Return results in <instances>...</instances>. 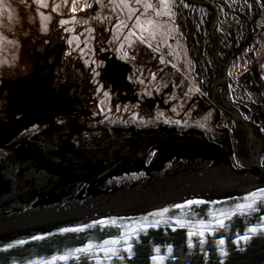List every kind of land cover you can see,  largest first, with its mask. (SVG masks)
Returning <instances> with one entry per match:
<instances>
[{"label":"flooded vegetation","instance_id":"1","mask_svg":"<svg viewBox=\"0 0 264 264\" xmlns=\"http://www.w3.org/2000/svg\"><path fill=\"white\" fill-rule=\"evenodd\" d=\"M263 1L195 0L197 3L190 7V5L187 6L188 4H183L181 0H176L178 12L175 20L178 34L176 42H179V50L183 56L185 52L189 57L191 56L192 65L188 67L174 65L166 68L162 63L165 60L161 61L156 57V52L151 50L152 48L146 42H142V45L137 44L141 48L130 51L132 59H127L118 52H104L99 49L95 57L96 62L80 60L81 67L75 70L74 76L71 77L64 72L66 66H71L69 65L68 48H66L68 46H62L61 40L57 37L54 40L47 38V41L40 44L43 49L42 55L46 56L42 58L44 61L47 60L44 62V74L54 77L56 89H59L62 81L69 87L72 86L67 96L73 99L79 97L80 100L70 114L55 116L51 122L37 123L24 131L21 134L23 139H35L37 142L25 144L24 149L27 154L21 153L18 160L32 159L35 161L32 155L35 156L36 151L43 148L50 151L52 155L56 154L60 159L68 161L73 157L70 154H74V151L92 149L94 146L101 145L105 137L113 130L114 132L120 130L124 135H128L127 132H129L133 137L136 131L140 135L155 132L160 134L159 137H163L162 132L167 128H172L173 131L166 132L185 134V128L198 127L200 129L198 131H202L204 142L207 144L214 142L221 146L215 140V138L221 139L217 134V132H222L221 129H217L216 134L210 130L211 126H215L210 124L213 114L208 111L211 109L209 104H212L210 93H199L201 89L207 90L210 84L212 86L214 83L226 82L229 79L230 75L224 79L225 68L222 65L224 62L222 59L223 57L231 58L228 70L232 74L235 60L240 55L239 53L236 56L235 53L240 47L241 53L245 50H243L245 47L243 43L247 38L251 37L253 41L256 38L254 34L256 30L251 25L254 24L256 28L264 30V9L259 6ZM245 5L251 8V15L258 16L256 21L249 20V12ZM212 24H215L214 36L208 37L207 40H199L197 34L201 32L204 36L205 31L211 32ZM157 50L164 52L163 48H157ZM233 54L235 57H230ZM241 56L243 60L244 55ZM32 64L34 66V60ZM184 71L190 74V81L183 78ZM234 76L239 78L238 75ZM202 77L204 79H201ZM216 77L222 80L218 82L219 79L216 80ZM85 78L92 79V81L98 79V82L92 83ZM205 81H210V84L207 85ZM181 82H184L186 86L191 85L192 88H184ZM193 88L196 89L195 92ZM5 94H9V91H5ZM191 94L192 99H190ZM185 101L187 106H181L185 105ZM173 105L183 108V113L176 115L164 113L171 108L169 106ZM195 110L198 111L193 114ZM199 114L204 115L200 120V125L197 121ZM3 116L6 114L0 111V117ZM218 118L220 120L219 115ZM69 138H72L74 142L69 141ZM20 142L8 145L5 150L9 151L19 147L17 151L21 152ZM148 149L146 156L144 155L145 158L139 164L131 163L128 168H125L128 174H124L125 171L123 175L115 173L105 180L106 183L78 180L74 184L78 186L77 196L83 199H87L88 195L91 198H97L105 191H110L108 188L112 186L124 185L131 188L139 185L138 183L153 182V179H158L170 172L171 168L175 169L190 162L187 157L181 159L182 157L175 153L163 161L159 160V157H156L159 149L157 144ZM5 150L3 149L0 154H3ZM224 150L223 147L220 153ZM39 158L40 161H44L42 157ZM193 160L196 161L195 163L203 164L213 162L207 156L201 159L193 158ZM46 163H48V170L53 171L54 164L48 161ZM70 196L68 193L64 197Z\"/></svg>","mask_w":264,"mask_h":264},{"label":"bare ground","instance_id":"2","mask_svg":"<svg viewBox=\"0 0 264 264\" xmlns=\"http://www.w3.org/2000/svg\"><path fill=\"white\" fill-rule=\"evenodd\" d=\"M181 2L183 4H188L187 6L190 5V7L197 3L195 0H182ZM259 6L264 9V1L260 2ZM245 7H247L246 9L249 12V20L256 21L258 16H255L254 14L251 15V8L247 5H245ZM214 25H211V32H204V36L199 32L197 34L199 40H207L208 37H213V33L216 32L214 30ZM251 26H253L256 31H260V29L256 28L254 24ZM45 36H48L50 40L56 38V36L51 34H45ZM243 45L245 46L243 47V50L245 49V51L246 49L253 51L256 48L251 37L247 38ZM240 48L235 53L236 56H238L239 53L241 54ZM35 50L34 47L31 49V60H34L35 65L30 68L33 69L36 67L37 59H40L43 62L47 61H44L43 58L39 56L41 55L38 54L39 51L35 52ZM235 54L230 57H235ZM243 55L245 56V53H243ZM42 56L46 58V56ZM226 58L223 57L222 59V61H224L222 65L225 68V75L223 76L224 79L229 75L232 78L229 77L226 82L221 81V83H214L212 86H210V81H205L207 85L210 84L208 85L209 87L206 88L208 93L212 94L215 99H220L219 103L225 108L227 107V110L225 111L230 113V116L233 118V126L231 129L233 135L231 136L230 132L223 130L220 135L221 139L215 138L217 143H220L222 147L214 142L208 144L204 142L205 140H203L202 131H198L200 130L198 127L185 128V134H172L171 132L161 131L163 137H159L160 134L155 132H146L143 133L144 135H140L137 131L133 137L130 136L127 131L128 135H124L120 130H115V132L113 130L110 135L105 137L101 145L94 146L92 149H80V151H74V154H70V156L73 157L68 159V161L60 159L56 154L52 155L50 151L39 148L36 151V155H32V157L37 162L40 161L39 157H42L44 164L47 165L48 163L46 162L48 161L51 164H54V169H52L53 171L50 170L46 172V174H40V172L38 174V171L32 166V159H22L20 162L18 159L21 153L27 154V151L24 149L26 146L25 144H35L37 142L35 139H23L21 134L27 129H30L33 125L40 123L36 122L29 127L24 128L11 140L6 141L7 143L0 147V152L3 149L5 150L8 145L19 141H21V152L17 151L16 148H13L11 150L14 153L11 150H5L0 156V211L7 209V207H12L13 204L17 202H21L20 205L17 204L22 206L20 207L19 212L16 211L15 213H10L15 216L19 215L15 223L20 226L19 229L7 230L8 227H6L5 214H0V240L10 239L11 237L21 235L17 233H22L23 235L36 234L40 230L37 229V224H39V226L40 224L48 225L51 223L52 219L57 221L76 217H88L85 220L92 218L91 221L94 222L95 220L93 219L96 216L98 217V215L104 214H107L106 217L108 218V215L110 216L113 213L116 215L119 211L117 209H131L127 206V200L132 201L134 207L138 206L137 204L139 203L135 205V202L137 201H150V204L156 203L157 207L158 205L166 207L175 204V197H177V195L184 197L182 199L193 201V199L195 200L199 197L210 199L214 197L225 198L230 195L263 187L264 84L258 82L255 70L250 69L254 72V81L247 76H239V78H236L234 74H230L228 70L229 63H227L229 58ZM76 60H78L77 64L81 65L79 58ZM29 70L30 69L28 68V70L21 72L22 74L19 75H17V73H10L8 77H2V81L6 78L28 75L33 71ZM223 76L221 75L222 78ZM50 78L52 79V77ZM201 79L204 78L202 77ZM218 79L219 77H216V80ZM220 80L222 79H219L218 82H220ZM223 83L225 84L223 85ZM37 84L40 85V83ZM215 86L216 94L213 93ZM53 88V95H66L68 100H73V102H70L71 106L67 104L69 101L66 102L65 109L67 108L66 111L70 114L80 100L79 97H74L73 99L67 96L68 90L69 88H72V86L63 87L61 85L60 89H56L54 85ZM63 92L65 94H63ZM10 94V92L9 94H5L4 91L3 97L0 98V111H3L6 114V116L0 117V122L4 121L3 124L5 125H10L12 123L11 116L7 110L12 102V98L8 97ZM52 97L53 96H51V98ZM198 110H195L193 114ZM62 115H65V113ZM14 117L20 119L24 117V114L16 112ZM52 120L53 118L46 121V123L51 122ZM161 140L162 142L160 143ZM69 141L74 142L72 138H69ZM127 141L130 142V146L129 148H127L128 146L126 147L127 150L124 152L125 157L117 156L118 153L114 155L117 157L101 155L102 152L106 151L105 148L107 146L109 149H115L118 146L128 144ZM142 143L145 144L141 145ZM155 144H157L159 148L158 155L156 156L157 158L159 157V160L162 159L163 161L175 153V155L182 157L181 159L187 157L190 162L183 164L180 167H176L175 169L171 168L170 172L165 173L158 179H153V182H151L152 184L146 181L144 184L138 183L139 185L133 186L149 188L145 189L143 193H140V190L135 191L137 188L131 190L130 187L127 188L128 186L116 185L114 187L112 186V188H108L110 191H105L104 194L98 195L97 198H91L88 195L87 199H83L80 196H77L78 188H74V184H76L78 180H84L90 183H103L115 173L123 175V172L125 171L124 174H128L126 173L127 171L125 168H128L129 165L125 166L127 164L126 161L139 164L140 161L145 158L143 154L145 155L147 154V151H149V149H146L153 145L155 146ZM223 147L225 152L223 151L220 153ZM212 150L214 151L212 152ZM185 154L186 156H184ZM205 156L213 162L203 164L195 163L196 161L193 160V158L201 159ZM67 166H70V168H67ZM10 171H16L17 173L8 175ZM12 181L15 183H12ZM135 192L140 194L134 196L133 193ZM68 193H70L71 196L65 198L64 196ZM130 193L133 195L126 198ZM155 198H157L156 201ZM69 200L70 202L66 203V201ZM10 202H12L10 206H7V203ZM132 202L131 204H133ZM26 203L30 204L27 205ZM86 204L89 208H87V210L89 211L94 208H100L101 211H103L100 212L101 214L95 213L92 217L90 215H79L78 213L74 215L69 214V210L71 211L72 209L76 210V212L80 207L86 209ZM84 209H82L81 212H85L86 210ZM40 228L43 227L41 226ZM52 228H54V226Z\"/></svg>","mask_w":264,"mask_h":264},{"label":"water","instance_id":"3","mask_svg":"<svg viewBox=\"0 0 264 264\" xmlns=\"http://www.w3.org/2000/svg\"><path fill=\"white\" fill-rule=\"evenodd\" d=\"M43 69L42 61L37 59L30 74L3 80L0 98L6 90L11 93L8 97L12 102L7 110L12 123L5 125L4 121L0 122V147L36 122L45 123L57 115L68 114L65 107L68 101L71 106L70 99L66 95H53L49 76L37 84L43 76ZM220 106L227 110L222 104ZM16 112L23 113L24 117L16 119ZM127 143L115 149L107 146L101 155L125 157L126 147L130 146V142ZM31 162L38 174L50 171L42 161ZM13 173L17 172L10 171L8 175ZM145 189L149 188L139 189L140 193ZM261 190L264 186L225 198L199 197L193 201L201 203L193 204L177 195L175 204L166 207H157L150 201H137L135 205L139 204L134 207V203L126 199L131 209H117L116 215L113 213L108 218L107 214L98 215L94 222L92 218L76 217L57 220L62 223L54 224L55 219H52L46 225L49 227L40 228L37 224L40 230L36 234L17 233L21 235L0 240V264H264V194L255 198L251 196ZM135 193L134 196L140 194ZM17 203L0 211V214H5L7 230L20 227L15 224L19 215L10 214L20 211L21 202ZM246 204H252V208L239 207ZM85 207L78 208L77 212L71 208L69 214L92 217L103 211L94 208L90 212L87 204ZM82 209L86 211L81 212ZM252 228L257 230L250 232ZM106 241L116 243L106 244ZM80 249L86 251H78Z\"/></svg>","mask_w":264,"mask_h":264},{"label":"rangeland","instance_id":"4","mask_svg":"<svg viewBox=\"0 0 264 264\" xmlns=\"http://www.w3.org/2000/svg\"><path fill=\"white\" fill-rule=\"evenodd\" d=\"M148 3L152 4L153 7L146 8L145 5ZM42 4H47L48 7H43ZM73 4L75 5L74 12L72 11ZM2 5H7V7L3 8ZM177 14L176 0H0V85L3 82L2 77H8L10 73L19 75L28 68L29 71L34 70L30 68L31 65L33 66L31 49L34 47L35 52L39 51L38 54H41L39 56L43 57V49L40 44L45 40L47 41L48 36L45 34L56 36L61 40L62 46H68L66 48H68L69 65L71 66H66L64 72L71 77L74 76L75 70L81 67L77 64V58L84 61L93 60L95 63L96 54L100 49L104 52H118L125 58L132 59L130 51L141 48L137 44L142 45V42H146L161 61L165 60L162 63L166 68L174 65L188 67L192 65L191 56L189 57L186 52L183 56L179 50V42H176L178 39L175 26ZM45 17L48 19L45 20ZM62 21H68V23H61ZM45 25H47L46 30ZM259 29L260 31L254 33L256 37L254 38L255 50L246 49L243 60L241 55L245 50L237 57L232 74L247 76L254 81L253 76L255 77V75L251 70H255L258 82L264 84V30L263 28ZM157 48H163L164 52H159ZM4 60L7 62L4 63ZM42 64L45 68L44 62ZM189 75L187 71H184L183 78L190 81ZM47 76L52 77L43 72L39 83H42V78ZM87 77L89 76L87 75ZM85 79L92 83L98 82V79L95 81L89 78ZM54 81V77H52L53 86L55 85ZM60 84L68 86L63 81ZM181 86L186 87V89L192 88L191 85L186 86L184 82H181ZM215 88L213 92H215ZM195 91L196 89L193 88V92ZM200 91L199 94L208 92L204 89ZM210 96V100H213H211L212 104H209L211 109L208 110L213 114L210 118V124L215 125L211 126L210 130L213 133L217 129H221L222 132L227 130L232 136V116L220 106V99L215 101L212 94ZM206 102H208L207 99ZM184 104L181 106H187L186 101ZM209 105L208 108H210ZM177 106H169L171 108L164 113L172 115L183 113V108H177ZM206 113L208 112L206 111ZM203 116L201 114L197 116L198 124ZM105 120L108 121L109 119ZM166 131H173V129L167 128ZM222 132H217V134L221 135ZM18 161L20 162V160ZM126 163L125 166L131 165V161H126ZM132 163L134 164V162ZM75 187L78 188L76 185ZM134 188H137L135 189L137 191L143 186L131 187L130 189ZM54 222V224L62 223L61 221ZM40 226L46 225L40 224Z\"/></svg>","mask_w":264,"mask_h":264},{"label":"snow or ice","instance_id":"5","mask_svg":"<svg viewBox=\"0 0 264 264\" xmlns=\"http://www.w3.org/2000/svg\"><path fill=\"white\" fill-rule=\"evenodd\" d=\"M42 6L43 7H48V5L47 4H42ZM146 6V8H152L153 7V5L152 4H150V3H148V4H146L145 5ZM2 7L3 8H6L7 7V5H2ZM58 7V6H57ZM72 11L74 12L75 11V5L73 4V7H72ZM157 15H159V13H157ZM48 19V17H45V20H47ZM61 23H64V24H66V23H68V21H62ZM47 29V25H45V30ZM6 39V38H5ZM9 43H11V42H9ZM4 63H6L7 61L6 60H4L3 61ZM261 194H264V190H261V192H259V193H257V192H253L252 194H251V196L253 197V198H255V197H257L258 195H261ZM253 202H255L254 200H253ZM189 204H193V203H201L200 201H189L188 202ZM177 207H182V206H180V205H178ZM239 207H241V208H249V209H251L252 208V204H246V205H241V206H239ZM164 211H167V209H165ZM162 214V213H161ZM221 224L223 223L222 221L220 222ZM257 229H255V228H252V229H250L249 231L250 232H255ZM64 231H69V229H64ZM244 239H247V237H244ZM106 244L107 243H116V241H111V242H105ZM221 244H223V241H221ZM78 251H86V249H80V250H78ZM157 251H159V249H157ZM62 259H66V257H62Z\"/></svg>","mask_w":264,"mask_h":264}]
</instances>
